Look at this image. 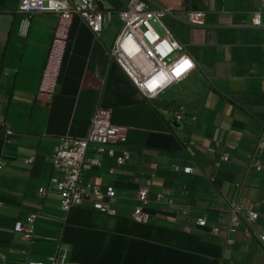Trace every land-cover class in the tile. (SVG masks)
I'll use <instances>...</instances> for the list:
<instances>
[{"label":"crops","instance_id":"0c3cea01","mask_svg":"<svg viewBox=\"0 0 264 264\" xmlns=\"http://www.w3.org/2000/svg\"><path fill=\"white\" fill-rule=\"evenodd\" d=\"M20 1L0 0V264H264V244L246 239L243 227L226 243L233 204L258 213L253 230L264 233V30L250 26L261 0H149L150 8L169 11L164 23L194 63L156 101L109 57L122 29L117 16L99 35L73 20L56 94L40 95L58 17L21 14ZM101 8L122 5L103 0ZM190 12L205 13L204 25H189ZM98 109L127 130L120 150L130 161L113 177L86 173L118 190L116 216L83 208L65 214L51 184L52 152L62 138H85ZM7 130L15 133L9 146ZM148 180L153 221L138 224L137 192ZM31 214L37 220L29 244L13 227ZM201 218L204 229L195 226ZM215 227L219 238L211 235Z\"/></svg>","mask_w":264,"mask_h":264},{"label":"built area","instance_id":"2783aa9c","mask_svg":"<svg viewBox=\"0 0 264 264\" xmlns=\"http://www.w3.org/2000/svg\"><path fill=\"white\" fill-rule=\"evenodd\" d=\"M122 9L116 12L101 8L103 0H21L19 13L52 14L58 17L57 27L49 49L39 85V94L52 98L57 91L63 62L67 53L73 20L76 17L90 27L93 33L99 35L103 28L111 23L114 16L122 22V29L109 49L110 59L118 65L140 94L148 101H156L167 90L180 84L194 69V63L186 54L185 47L176 39L165 25L164 19L169 11L163 8L152 9L149 0H118ZM206 14L190 12L186 22L193 26H203ZM250 26L264 30V0L261 6L252 13ZM160 28L162 31H160ZM188 62V63H185ZM175 119L181 118L175 113ZM15 133L6 131L5 145L13 142ZM127 141V130L113 124L110 113L96 110L90 121L89 132L83 139L62 138L52 152L53 171L51 184L60 197L61 210L68 214L76 208L94 210L102 214L116 216L111 203L118 198V190L108 185L102 187L87 177L88 170L105 172L113 177L131 159L127 150H120ZM227 155L221 158L228 162ZM105 161H111L107 166ZM34 159L25 160L26 165L33 164ZM3 165H0V170ZM175 172L192 174L189 168H174ZM148 180L137 192L139 206L135 208L132 220L138 224H149L152 216L146 211L150 203V188ZM42 198L46 197L45 189L40 191ZM1 206V203H0ZM230 219L227 227L228 245L235 243L234 237L244 228L243 236L264 244V233L253 230L259 214L244 211L238 204L230 205ZM37 214L29 215L24 222H17L13 227L16 234L32 244L34 240ZM197 228L207 227L205 218L197 219ZM213 237L221 236V229L211 230ZM22 254L27 256V252ZM26 264H73L66 259L50 258L45 261H27Z\"/></svg>","mask_w":264,"mask_h":264},{"label":"snow or ice","instance_id":"6c2138e0","mask_svg":"<svg viewBox=\"0 0 264 264\" xmlns=\"http://www.w3.org/2000/svg\"><path fill=\"white\" fill-rule=\"evenodd\" d=\"M185 63H188V62H185Z\"/></svg>","mask_w":264,"mask_h":264}]
</instances>
